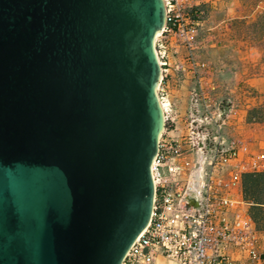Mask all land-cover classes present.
<instances>
[{"label":"water","instance_id":"water-1","mask_svg":"<svg viewBox=\"0 0 264 264\" xmlns=\"http://www.w3.org/2000/svg\"><path fill=\"white\" fill-rule=\"evenodd\" d=\"M163 0H0V264H121L149 221Z\"/></svg>","mask_w":264,"mask_h":264},{"label":"built area","instance_id":"built-area-1","mask_svg":"<svg viewBox=\"0 0 264 264\" xmlns=\"http://www.w3.org/2000/svg\"><path fill=\"white\" fill-rule=\"evenodd\" d=\"M163 2L165 23L155 49L164 126L151 163L153 205L121 264H264L261 231L242 185L245 173L264 172V152L253 150L243 135L240 103L220 104L209 65L193 55L201 44L196 34L202 21L186 8L213 1ZM182 49L187 52L174 66L181 74L193 73L196 87L180 117L168 99L166 72Z\"/></svg>","mask_w":264,"mask_h":264},{"label":"rangeland","instance_id":"rangeland-1","mask_svg":"<svg viewBox=\"0 0 264 264\" xmlns=\"http://www.w3.org/2000/svg\"><path fill=\"white\" fill-rule=\"evenodd\" d=\"M193 1V0H188ZM213 2L205 3L202 8V13L193 10L192 6L186 8V12L189 16L198 18L202 23L197 26L196 39L207 43V38L212 33L215 34V39L229 38V40H234L244 42V44H252L257 46L260 53L259 60L256 65L252 66L248 63L246 64L247 71H256L261 73V79L259 80L256 86H243L241 89L236 91L229 92V88H232L235 85L222 84V95L218 97V101L221 105L227 106L231 101L239 102L241 105L246 108L245 114V124L243 129V135L247 139L249 146L253 150L264 152V23L262 19L258 18L260 11L264 12V0H212ZM235 2L234 4L237 17L226 20L223 23L219 24L213 29H209L210 25H216L222 19L227 17V7L228 3ZM232 5H229L231 8ZM210 19L211 22H206L207 19ZM226 27V28H225ZM226 32L228 34L223 35ZM186 49H182L178 54H175L174 57H171V65L167 70V76L170 74L174 76L181 74L179 70L175 68V62L180 60L186 54ZM193 55L195 58L201 57L202 59L208 58L212 54L211 51H207L206 48H196L193 50ZM184 72H188L186 69ZM189 89L196 87V78L192 77L189 79ZM172 85L170 88L172 89ZM228 87V88H226ZM174 88V87H173ZM158 93V90H157ZM229 93V94H227ZM161 94H166V91L162 92L159 90V96ZM181 98H185V94H180ZM165 96V95H164ZM170 99V96H168ZM182 104L181 110L177 112L180 116L184 113L185 106L188 103V100L185 98V103ZM181 117V116H180ZM260 245L264 252V233L261 232L260 236Z\"/></svg>","mask_w":264,"mask_h":264},{"label":"crops","instance_id":"crops-1","mask_svg":"<svg viewBox=\"0 0 264 264\" xmlns=\"http://www.w3.org/2000/svg\"><path fill=\"white\" fill-rule=\"evenodd\" d=\"M235 2L228 3L227 7V17L222 19L216 25H210V19L208 18L206 22L209 23V29H213L219 24L223 23L226 20L233 19L237 17V11L234 6ZM229 5H232L229 8ZM226 28V27H225ZM209 36L207 38L208 42L203 43L201 41L200 48H206L207 51H211V53L215 55H211L208 58L202 59L201 57L196 58L198 61L206 62L209 65V71L212 73V76L215 79V84L217 85V90L215 92L216 97H220L222 95V84H230L233 83L232 88H229V92L236 91L237 89H241L243 86H256L261 79V73L256 71H247L246 64L256 65L260 53L258 51L257 46L252 44L246 45L244 42L237 43L234 40H229V38H223V40L215 39V34ZM228 33L224 32L223 35ZM195 77V75L191 72H185L183 74H178L174 76L170 74L168 77L166 90L170 96L172 103L177 106L178 111L181 110L182 104L185 103V98L188 100V92H189V79ZM173 86L172 89L170 86ZM228 88V87H226ZM192 89V88H191ZM185 94V98H181L180 94ZM229 94V93H227ZM241 113L245 116L246 108L241 105ZM179 121V119H177ZM179 124V122L177 123Z\"/></svg>","mask_w":264,"mask_h":264},{"label":"trees","instance_id":"trees-1","mask_svg":"<svg viewBox=\"0 0 264 264\" xmlns=\"http://www.w3.org/2000/svg\"><path fill=\"white\" fill-rule=\"evenodd\" d=\"M205 4L193 7V10H202ZM264 23V12L258 15ZM243 196L249 203V213L257 228L264 233V172L245 173L242 178Z\"/></svg>","mask_w":264,"mask_h":264},{"label":"bare ground","instance_id":"bare-ground-1","mask_svg":"<svg viewBox=\"0 0 264 264\" xmlns=\"http://www.w3.org/2000/svg\"><path fill=\"white\" fill-rule=\"evenodd\" d=\"M160 104H161V106H163V105H162V104H163V102H162V103L160 102Z\"/></svg>","mask_w":264,"mask_h":264}]
</instances>
